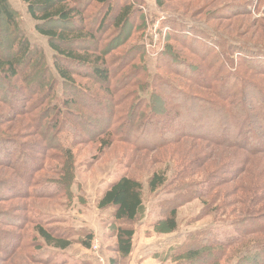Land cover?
<instances>
[{"label": "rangeland", "instance_id": "rangeland-1", "mask_svg": "<svg viewBox=\"0 0 264 264\" xmlns=\"http://www.w3.org/2000/svg\"><path fill=\"white\" fill-rule=\"evenodd\" d=\"M131 1L141 10L145 20L143 30L124 42L112 30L104 35L98 33L93 45L98 44L102 54L108 58L129 55L139 45L140 55L130 66H140L147 72L141 74L144 80L142 89L147 95L155 90L151 81L157 75L162 76L161 72L164 80L181 85L184 92L222 105L218 100L221 84L228 73L237 69L238 53L233 52L226 59L221 49L216 48V52H220L219 59L215 63L210 62L212 55H217L210 54L204 63L199 52L192 49L191 41L188 44L181 41L182 31L191 36L198 34L197 49L203 48V42L215 44L217 36L209 32V25L230 34L235 40L238 35L241 44L251 42L257 47H264V0H161L164 3L162 6L159 0ZM10 2L19 17V34L41 47L44 56L38 54L36 58H42V66L57 78L54 52L47 38L36 30V22L22 0ZM203 31L210 39L205 38ZM15 32L12 27L0 22V52L16 51L12 48L17 41ZM115 37L117 41L112 42ZM167 43L170 47L166 46ZM165 50V56L169 57L164 56L160 62ZM20 52L21 49L17 54ZM174 56H177V63L186 62L192 69L206 73L204 82L185 78L166 67V63L173 62L171 58ZM258 58L264 64V57ZM230 60L236 64L231 65ZM262 70L254 67L238 82H234V78L229 79L232 90H229L225 100L226 109L230 112L237 102H243L247 109L255 107L252 113L255 124H259L256 117L263 113V106L260 101H244V91L247 83L251 82L264 92V68ZM82 71L87 77L77 76L76 80L89 87L91 93H88L100 103L98 107L105 108L103 116H100L81 100L71 107L74 117L67 116V122L77 123L80 141L75 142L76 135L72 129L64 130V146L71 148L67 155L57 151L52 154L57 157L51 154L45 156L44 146L50 144L48 148H54L58 143L54 134L47 136L48 127L44 125L36 128L32 119L34 110L18 113V107L6 101V91L1 90L0 264H110L111 258L119 264H178L183 262L179 256L187 250L188 244L203 239V231L213 230L216 237L226 242L236 235L233 221L244 223L245 216L254 214L249 211L250 208L264 204V153H252L234 140L223 143L221 137L213 136L211 138L215 140H212L189 134L165 120L161 113L150 121V125H157L158 137L164 132L168 134L166 140L146 137L138 140L133 130L142 129L140 133H143L148 123L143 117L137 119L135 129L131 130L128 121L120 123L121 120L115 118L110 124L113 128L119 127L117 135L112 137L108 147H103L101 144L109 141L106 130L109 112L117 111L115 117L128 115V107L146 99V93L141 94L139 89L131 94L132 88H122L114 91V98L118 100L115 102L102 84L94 82L85 69ZM117 78L118 74L113 83ZM8 83L13 88L19 87V81ZM23 84L20 85L23 87ZM64 91L61 86L58 87L59 97ZM76 93L79 97L80 92ZM95 128L99 131H94ZM233 130L240 132L237 127ZM4 147L10 152L8 162L1 156ZM36 163L41 167L36 171V182L29 186L26 174L35 170ZM155 172L164 174L168 179L164 186L153 192L148 182ZM123 175L138 178L144 184L143 205L138 217L131 223L122 222L135 230L133 250L128 257H121L114 251L116 228L120 223L115 222L110 209L98 207L102 194ZM203 187L208 188L204 190L207 192L204 198ZM172 200L180 204L175 231L167 230L164 223L169 214V201ZM210 201H215L218 206L209 205ZM37 223L64 233L71 245L67 249L49 246L37 232ZM88 234L93 236L90 247L84 244ZM251 240L264 243V230L252 233L245 240L247 243L243 244L254 243ZM235 246H228L224 256L215 264H244L240 258L245 254L237 248L242 246ZM197 264H203V261L199 260Z\"/></svg>", "mask_w": 264, "mask_h": 264}, {"label": "trees", "instance_id": "trees-1", "mask_svg": "<svg viewBox=\"0 0 264 264\" xmlns=\"http://www.w3.org/2000/svg\"><path fill=\"white\" fill-rule=\"evenodd\" d=\"M22 2L27 6L29 15L36 22V30L47 38L49 46L54 52V68L58 77L55 78L51 71L49 72L42 66V58H36L38 54L44 56L41 47L33 45L25 35L19 34L21 33L19 17L10 0H0V22L12 27L16 31L15 36L17 39L12 47L16 49L14 53L5 50L0 52V94L6 91L5 100L11 101L13 107H18V113L27 109L34 110L35 116L33 115L32 119L36 122V128L39 129L44 125L48 127V131L46 129L47 136L49 133L54 134L58 143L54 148H48L50 144L45 145L43 149L45 156L51 154L50 156L57 157L52 155L58 153L57 151H60V154L67 155L70 153L71 148L64 146L66 142V135L63 134L64 130L66 128L72 129L76 135L75 142L80 141V132L76 128L77 123L73 122L72 119L71 123L67 122V116L74 117L70 110L71 107L81 100L100 116H103L102 113L105 108L103 106L98 107L100 103L89 94L91 93L89 87L82 86L76 80L77 76L87 77L82 69L91 74L94 82L102 84L108 91L110 98L115 102L118 100L114 98V91L122 88H132L129 92L131 94L134 93V90L139 89L141 94L146 93L145 89H142L144 80L141 74H147V72L142 70L140 66H130L134 62L133 60L140 55L139 45H136L129 55L114 58H108L102 54L103 51L98 44L93 45V42H96L95 39L98 33L104 35L110 30L116 35H120L122 42L127 41L136 32L143 30L145 20L141 15L140 8L131 0H22ZM159 3L161 6L164 5L161 0H159ZM207 29L217 36L214 45L203 42V48L197 49L199 38L196 35L198 34L191 36L184 31H182L180 39L186 44L191 41L192 49L199 52L198 54L203 58V62L210 54H217L212 55L213 57L209 59L210 62L215 63L219 59L220 52L217 53L216 48L221 49V54L226 59H229L233 52L238 53L237 64L230 60L231 65H237V69L235 71L231 69L232 73H228L221 84L222 89L219 91L218 100L221 101L222 105L218 106L205 98L201 100L195 95L184 92L181 85L164 80V76L160 72L162 76L157 75L151 81L154 83L155 90H152L149 95L146 93V99H141L131 108L129 106L128 115L120 114L115 117L117 111L111 110L109 112L106 127L109 141L101 144L103 147H108L112 137L117 135L119 127L113 128L110 124L115 118H119L120 123L125 120L128 121L129 130H131L135 129L138 123L137 119L143 117L148 120L143 133H140L142 129L133 130V133L138 135V140L142 137L154 138V140L157 138L158 141L166 140L168 134L164 132L158 137V130L155 129L157 125H150V121L161 113L165 120L180 127V129L183 128L189 134L210 137L209 139L212 140H215L211 138L213 136L221 137L225 140L220 139L223 143L233 142L234 140V142L252 151V153H264L263 90L256 84L248 82L244 91L246 94L244 101H247V103L260 101L263 106V113L261 112L260 117H256L259 124H255L253 121L254 115L252 113L256 109L255 107L247 109L243 102H237L234 104L233 111L230 112L225 106L227 93L230 89L232 90L229 79L234 78V82H238L239 78L244 79L243 74H248L247 72L253 70L254 67L257 70L264 68V64H261L262 61H259L258 58V56L264 57V47H257V44L253 45L251 42L241 44L238 35H236L237 40H235L230 34L219 30L217 27H210L209 25ZM172 32H174V29ZM203 34H205V38L210 39L205 31H203ZM117 39L115 37L112 42L117 41ZM166 46L170 47L168 43ZM19 49H21V52L17 54ZM166 52L165 50L161 55L160 62L165 57H169L168 55L165 56ZM175 57L177 56L171 58L173 60V62L170 61L172 64L166 63L165 66L179 75L185 76V78L203 80L204 82L207 78L206 73H200L198 70L192 69L191 65L186 62L177 63ZM117 74L119 78L113 83ZM12 80L19 81L17 83L19 87L13 88L8 83ZM28 82L30 83L27 85ZM22 83H25L23 84L25 88L20 85ZM59 86L65 90L61 97H59L58 92ZM139 86L140 88H136ZM141 90L144 92H141ZM76 92H80L79 97ZM23 107L25 109H22ZM166 108L169 109L168 112L165 111ZM233 127H237L240 132L237 133L236 130H233ZM94 131H99V129L95 128ZM131 136L133 135L131 134ZM9 153L4 147L1 152L4 161L8 162L10 160ZM60 154L58 155L60 156ZM29 159L33 161L31 158ZM40 167L41 165L38 166L37 164L35 170L33 169L34 171L26 174L29 186H33L36 182V171ZM167 179L164 174L153 173L148 182L150 191L154 192L164 186ZM206 189L208 188L203 187V198L206 197L207 192L204 191ZM143 190L144 184L138 178L123 175L110 185L98 201V207L100 209H110L115 222L120 223L116 228L114 251L121 257H128L133 250L135 230L133 227L124 226L123 223H131L138 217L143 205ZM210 203L218 206L215 201H210L209 205ZM179 205L175 200L169 201V214L164 220L169 231L177 229V208ZM249 211L254 212V214L245 216L244 223L239 222V220L233 221L236 230L235 236H231L225 242L220 240L218 236L216 237L213 230L203 231L205 232L203 233V239L198 243L194 241L188 244L187 250L179 256V260L182 259L183 262L179 261L178 264L180 262L181 264H197L199 260H202L203 264H215L224 256L228 246L233 247L236 244L242 246V248H237L244 252L240 253L245 254L240 258L244 264H264V243L262 241L251 240L250 242L254 243L243 244L247 243L245 240L252 233L264 230V204L255 205ZM36 230L44 242L51 247L67 249L71 245L70 239L55 228L45 227L43 224L37 223ZM92 239V234H88V240L84 244L90 247ZM110 264L119 263L111 258Z\"/></svg>", "mask_w": 264, "mask_h": 264}]
</instances>
